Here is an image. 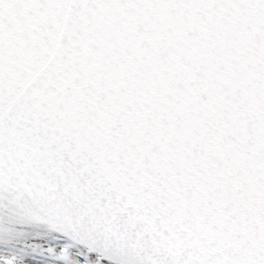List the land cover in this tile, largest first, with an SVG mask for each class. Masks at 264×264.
Segmentation results:
<instances>
[{
	"label": "snow or ice",
	"instance_id": "1",
	"mask_svg": "<svg viewBox=\"0 0 264 264\" xmlns=\"http://www.w3.org/2000/svg\"><path fill=\"white\" fill-rule=\"evenodd\" d=\"M0 264H264V0H0Z\"/></svg>",
	"mask_w": 264,
	"mask_h": 264
}]
</instances>
